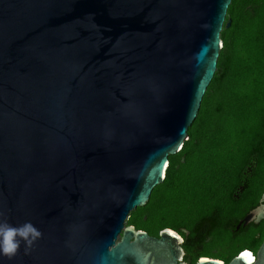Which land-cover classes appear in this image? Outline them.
Instances as JSON below:
<instances>
[{"label":"water","instance_id":"obj_1","mask_svg":"<svg viewBox=\"0 0 264 264\" xmlns=\"http://www.w3.org/2000/svg\"><path fill=\"white\" fill-rule=\"evenodd\" d=\"M231 0H0V222L41 233L0 264H188L127 225L189 138ZM264 218L259 203L237 223ZM264 264L254 254L227 263Z\"/></svg>","mask_w":264,"mask_h":264},{"label":"trees","instance_id":"obj_2","mask_svg":"<svg viewBox=\"0 0 264 264\" xmlns=\"http://www.w3.org/2000/svg\"><path fill=\"white\" fill-rule=\"evenodd\" d=\"M228 18L189 138L169 154L163 181L126 222L154 235L174 229L189 264L201 255L229 261L239 250L258 247L264 235V221L253 232L233 229L264 191V181L258 182L264 173V0H231ZM223 231L231 232L228 241L208 245ZM244 234L249 240L237 242Z\"/></svg>","mask_w":264,"mask_h":264},{"label":"clouds","instance_id":"obj_3","mask_svg":"<svg viewBox=\"0 0 264 264\" xmlns=\"http://www.w3.org/2000/svg\"><path fill=\"white\" fill-rule=\"evenodd\" d=\"M41 235L42 233L31 222H25L20 226H12L6 221L0 222V254L11 259L17 254L21 241L27 250Z\"/></svg>","mask_w":264,"mask_h":264},{"label":"flooded vegetation","instance_id":"obj_4","mask_svg":"<svg viewBox=\"0 0 264 264\" xmlns=\"http://www.w3.org/2000/svg\"><path fill=\"white\" fill-rule=\"evenodd\" d=\"M251 164H254L253 162H251ZM253 166V165H252ZM247 170L248 171H251V167H247ZM260 198V197H259ZM259 203V199H258V202H257V204ZM257 204H255L254 206H256ZM253 206V207H254ZM253 207H251V208H253ZM250 208V209H251ZM249 209V210H250ZM249 210H247L246 212H245V214L249 211ZM244 214V215H245ZM243 215V216H244ZM242 216V217H243ZM241 217V218H242ZM240 218V219H241ZM264 221V218L259 222V223H257V224H255V223H253V222H249L248 224H246V225H240V227L239 228H233L235 231V233L236 232H239V231H241L242 230V232H245V231H248L247 233H249V231L250 232H253L254 230H255V228H258V227H256V226H258L259 224H261L262 222ZM260 230L259 229H257L256 230V233H255V235L256 236H258V235H261V233L259 232ZM263 237H264V235H263ZM263 237H262V239H263ZM262 239H261V242H262ZM261 242L259 243V245L261 244ZM259 245H258V247H259ZM238 247H239V245H238ZM258 247H256L255 249H253V248H250V249H252L251 251L255 254L256 252H257V249H258ZM201 257H205V256H199V257H197V259L196 260H198L199 258H201ZM223 261H224V263H227L228 261H225L224 259H222ZM187 262V261H186ZM188 263V262H187ZM189 264V263H188Z\"/></svg>","mask_w":264,"mask_h":264},{"label":"rangeland","instance_id":"obj_5","mask_svg":"<svg viewBox=\"0 0 264 264\" xmlns=\"http://www.w3.org/2000/svg\"><path fill=\"white\" fill-rule=\"evenodd\" d=\"M261 178L262 179H260L258 182L264 181V173H263V176ZM230 237H231V232H229V231H223V235H222L221 238L217 239V241H215V242L212 241L208 245H210V246L216 245L217 247H219L220 244L228 241V239H230ZM246 240H249V237H248L247 234H244L242 236H239V238L237 239V242L246 241ZM231 245H232V247L235 246L236 245V242L235 241L232 242Z\"/></svg>","mask_w":264,"mask_h":264},{"label":"bare ground","instance_id":"obj_6","mask_svg":"<svg viewBox=\"0 0 264 264\" xmlns=\"http://www.w3.org/2000/svg\"><path fill=\"white\" fill-rule=\"evenodd\" d=\"M201 258H204V257H201Z\"/></svg>","mask_w":264,"mask_h":264}]
</instances>
